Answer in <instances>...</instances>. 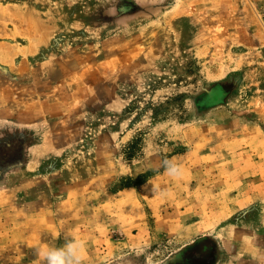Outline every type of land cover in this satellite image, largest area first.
Masks as SVG:
<instances>
[{
	"label": "rangeland",
	"instance_id": "obj_1",
	"mask_svg": "<svg viewBox=\"0 0 264 264\" xmlns=\"http://www.w3.org/2000/svg\"><path fill=\"white\" fill-rule=\"evenodd\" d=\"M264 264V0H0V264Z\"/></svg>",
	"mask_w": 264,
	"mask_h": 264
},
{
	"label": "clouds",
	"instance_id": "obj_2",
	"mask_svg": "<svg viewBox=\"0 0 264 264\" xmlns=\"http://www.w3.org/2000/svg\"><path fill=\"white\" fill-rule=\"evenodd\" d=\"M84 241L71 239L62 246L47 247L43 252L44 264H82Z\"/></svg>",
	"mask_w": 264,
	"mask_h": 264
}]
</instances>
